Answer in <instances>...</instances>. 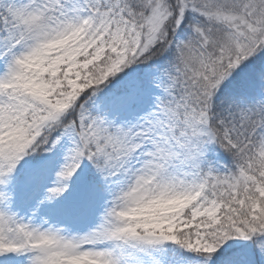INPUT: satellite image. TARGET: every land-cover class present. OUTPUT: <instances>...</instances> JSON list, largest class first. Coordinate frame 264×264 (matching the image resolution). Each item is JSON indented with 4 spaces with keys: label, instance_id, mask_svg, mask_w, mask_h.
<instances>
[{
    "label": "snow or ice",
    "instance_id": "obj_1",
    "mask_svg": "<svg viewBox=\"0 0 264 264\" xmlns=\"http://www.w3.org/2000/svg\"><path fill=\"white\" fill-rule=\"evenodd\" d=\"M0 264H264V0H0Z\"/></svg>",
    "mask_w": 264,
    "mask_h": 264
}]
</instances>
